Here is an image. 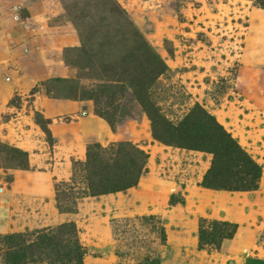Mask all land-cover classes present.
Segmentation results:
<instances>
[{
  "label": "rangeland",
  "instance_id": "obj_1",
  "mask_svg": "<svg viewBox=\"0 0 264 264\" xmlns=\"http://www.w3.org/2000/svg\"><path fill=\"white\" fill-rule=\"evenodd\" d=\"M54 102L77 106L50 114L55 127L80 122L86 132L57 148L50 126L48 135L34 127V113ZM148 104L181 122V146L153 137ZM196 106L262 167L255 189L201 186L214 156L194 147L209 144L205 117L186 122ZM95 142L148 156L135 187L90 196L73 163ZM4 145L27 152L28 169ZM241 160L217 179L246 182ZM37 174L49 181L44 193ZM68 224L83 264H264V10L255 0H0V236L33 240ZM5 250L0 239V264Z\"/></svg>",
  "mask_w": 264,
  "mask_h": 264
},
{
  "label": "trees",
  "instance_id": "obj_2",
  "mask_svg": "<svg viewBox=\"0 0 264 264\" xmlns=\"http://www.w3.org/2000/svg\"><path fill=\"white\" fill-rule=\"evenodd\" d=\"M255 2L264 10V0H255ZM135 33L138 34L137 32ZM139 36L142 37L141 35ZM109 37L110 34L108 33V38ZM136 38H138V36H136ZM146 46L145 44V47ZM144 48L142 53H144L145 56L148 55V57L151 58L149 62L154 64L159 70H157L155 75H159L160 73L163 74L164 71L168 70L162 58L152 48H145V50ZM18 100L19 98L17 100L13 99L11 103L14 104L15 101ZM100 103H102V101H100L99 104ZM14 106L18 107L19 102L16 105L14 104ZM143 111L147 113L151 121L153 137L155 139L171 146L182 145V142L176 140L177 137L181 135L178 133L182 128L181 122L178 123V126H175L173 122L161 116L158 109L153 108V106L149 104L144 107ZM194 114H200V118L205 117L207 124H209V126L207 125L204 137L206 143H209L208 147H194L214 156L212 167L204 177L201 186L208 189L226 191H248L253 188L255 189L262 175V167L255 163L250 155L241 151L238 142L217 123L214 116L206 114L199 106H196L188 117L185 118L187 119L186 122H188V119H192L191 121L195 120L194 123L200 125L201 121L198 118L195 119L196 116ZM100 117L104 118L109 123L112 133H115L116 129L113 124L106 119L107 117L102 114ZM34 122L47 135L50 134L48 130V126L51 124L50 120L44 119L42 114L35 112ZM196 127L197 126H194L193 128ZM48 141L51 142V137L48 138ZM4 146L8 152L10 151L13 154L12 158L14 157L19 160L21 164H19L18 167L20 166L28 169L27 152L9 147L8 145ZM128 147L130 148L131 144L119 143L117 145H112L110 148H102L98 142H95L88 147L86 153L87 160L85 163H73V168L76 170L75 173L79 171L78 173L82 174L80 180L86 184V189L90 191V196L97 197L126 192L137 185L140 176L147 172V169L143 167L148 160V156L142 150L134 147L132 149L131 147L130 149L134 151V155L130 158L127 151ZM239 156H243V161L241 160L243 162L242 168H244L245 173L248 175L246 182H241L242 184L240 185H233L229 180L225 181L222 180V178L218 180V174L216 173H218L219 168L227 166L226 164L230 166L231 164H235L234 162L239 160ZM233 157H235L234 160ZM75 173L70 180L72 183L76 182L77 174L75 176ZM63 185L65 186L66 184L61 182L60 186ZM59 194L63 196L66 195L63 191H60ZM174 198L175 196L173 195L171 197L172 202ZM180 204L184 205V200H181ZM57 207L61 209L59 205ZM224 225L229 226V223H225ZM34 234L32 233V236ZM25 236L24 234H7L0 236L1 242L6 248L1 254L2 264H83V258L87 254L78 242L76 229L73 224L61 226L56 230L42 233L37 232L33 240L30 238L31 235L27 238ZM199 239L203 242L202 233Z\"/></svg>",
  "mask_w": 264,
  "mask_h": 264
},
{
  "label": "crops",
  "instance_id": "obj_3",
  "mask_svg": "<svg viewBox=\"0 0 264 264\" xmlns=\"http://www.w3.org/2000/svg\"><path fill=\"white\" fill-rule=\"evenodd\" d=\"M26 14H27V12H26ZM14 107L19 108L20 106H18V107L14 106ZM43 108L47 113H49L48 114L49 116L48 115L45 116V113L43 114V112H38V113L42 114L44 119H48L51 121V124L49 126H50L51 131L54 135L51 138L50 144H52L54 148H57V146H54L55 144L61 145L64 140H66V142H69V140L75 141L76 138L84 132V130H82V127H80L81 126L80 122L77 124H74V126L72 124H68V125H61V126L55 127V125H53L54 120H52V117H50V114H52V113H55L56 115H59V116L75 114L77 112V106L75 103H69V102H54V103H50V104L47 103V104H45V106ZM82 121H81V123L83 124ZM34 127H36L38 129L39 126L34 123ZM39 129H40V127H39ZM84 133L86 135V132H84ZM90 133H92V132H90ZM44 175H45V173H44ZM35 176H36V179L34 180V187H35L34 189H37L39 192L44 193L45 191H47L49 189V186H50L48 179L45 178L46 175L44 176V178H41V176L39 177L38 174Z\"/></svg>",
  "mask_w": 264,
  "mask_h": 264
}]
</instances>
